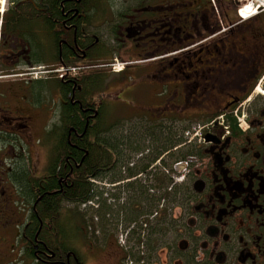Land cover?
<instances>
[{"label": "flooded vegetation", "instance_id": "obj_1", "mask_svg": "<svg viewBox=\"0 0 264 264\" xmlns=\"http://www.w3.org/2000/svg\"><path fill=\"white\" fill-rule=\"evenodd\" d=\"M229 3L0 0V264H264V12L241 22ZM63 140L84 145L61 156ZM177 155L191 170L164 228L158 186ZM83 178L88 235L50 217L81 205L49 198Z\"/></svg>", "mask_w": 264, "mask_h": 264}, {"label": "trees", "instance_id": "obj_2", "mask_svg": "<svg viewBox=\"0 0 264 264\" xmlns=\"http://www.w3.org/2000/svg\"><path fill=\"white\" fill-rule=\"evenodd\" d=\"M229 1H231V0H229ZM53 15H54V17H58L59 11L54 10ZM65 117H66L65 126L67 128H68V126L70 127L72 125V127L78 131L83 130L84 116L81 114V112L77 106H69L68 111L65 114ZM161 134H160L161 138H156V140L154 142H156V143L158 142V146L162 147V151L171 148L174 145V140H173L172 136L164 137ZM89 135L92 136V134H89ZM84 137L87 138V135L85 134ZM83 145H84L83 142L82 143L78 142L77 143V149H75V151H76L75 152L65 142V140H63L61 142V144H59L57 151H58V154L61 156L66 155V154L74 156L75 153L80 152V149L83 148ZM87 147H89V145H87ZM90 152L92 153V149L89 150V153ZM84 164L85 165L83 167L84 168L83 170L88 171V172L91 171V169H90L91 164L88 162H85ZM52 177L53 176L51 175L49 180H47L48 181L47 183L50 184L51 186H54V185H56V178L55 177L52 178ZM84 179L85 178L82 179L83 181L82 180L80 181L78 179L73 181V184L70 185V189H65L60 194H57L55 196H51V198H49V201H50V199H51V201H55V200H57V198L62 197L63 195H64L63 196L64 198L60 199L59 201L64 200L65 202H68V203H82V202L89 200L91 198V191H90L88 183H86V181ZM46 201H48L47 198L43 199L42 206H40L38 208V211L41 212L43 210V208L46 207V205H45ZM59 215L65 216V217H70V218L74 219V221L72 223H76L78 218H82L83 224H80L78 226L81 229L84 228V232L87 233V230H86V224L87 223L84 222L83 214L77 212V209L61 210V212H60L59 207L51 206L50 217H58ZM67 226H68L70 232L80 231L79 228H76V230H75L74 227L76 225L72 224L70 227V225L67 224ZM87 235H88V233H87Z\"/></svg>", "mask_w": 264, "mask_h": 264}, {"label": "rangeland", "instance_id": "obj_3", "mask_svg": "<svg viewBox=\"0 0 264 264\" xmlns=\"http://www.w3.org/2000/svg\"><path fill=\"white\" fill-rule=\"evenodd\" d=\"M224 7L227 8L226 10H228V11L231 12V11H233L236 8V5L234 4V1H233V2H230L229 4L224 5ZM72 73L75 74L76 72L75 71H72ZM177 156H173L172 158H170L168 160V162L171 163L174 160H177L178 159ZM190 170L191 169H190V167L188 165L183 166V167H180V168H177V169H174L172 167H168L167 168V171L166 172H163V174L161 175L162 178H163V182H162V184L160 186H158V187H161V189L158 190V201L160 202L159 204H162L163 205L161 207L162 210H160V211H163L164 210L165 212L163 214L166 215L167 218H168L167 219L168 222L166 221V222H164L162 224L164 228L168 225V223H169V225L173 223L174 219L170 215H171V212L174 209V205L176 203H178V202H175L176 201V198H175L176 197V194H172L173 193L172 192V189L180 186L183 183V181H184L187 173ZM147 171H149L151 174H157V172L152 171V170H147ZM108 204L114 205L115 207L122 206L121 196L119 197V199L117 201H115V202H109ZM146 206L148 208V204ZM147 208H145L146 211H147ZM113 211L116 213V215H118V213H119L118 211H120V210L116 211V209H115ZM158 211H159V209H158ZM175 212L176 211H174V213ZM112 218L113 219H116L115 216L112 217ZM112 218H110V221H112ZM89 220H90V222H92L90 218H89ZM104 228H105V231L113 229V230H116V232H123L124 233V225L123 224H120V223H115V224L113 223V225H112V223L106 224V226ZM121 236L122 235H120L118 237L117 243L123 249H125V252L126 253H129V249L126 248V242H125L126 240H124V237L123 236L121 237ZM149 237L150 236H148L145 240H148ZM142 238H144V237H142ZM161 253H162V255H164L165 254V251L162 249V252L160 251L159 254L161 255Z\"/></svg>", "mask_w": 264, "mask_h": 264}, {"label": "built area", "instance_id": "obj_4", "mask_svg": "<svg viewBox=\"0 0 264 264\" xmlns=\"http://www.w3.org/2000/svg\"><path fill=\"white\" fill-rule=\"evenodd\" d=\"M252 9L253 14L258 13L260 11L264 10V0H242L240 9H239V14L241 17H246L244 15V12L248 9Z\"/></svg>", "mask_w": 264, "mask_h": 264}, {"label": "bare ground", "instance_id": "obj_5", "mask_svg": "<svg viewBox=\"0 0 264 264\" xmlns=\"http://www.w3.org/2000/svg\"><path fill=\"white\" fill-rule=\"evenodd\" d=\"M253 13L252 9L248 8L245 12L244 15L250 16Z\"/></svg>", "mask_w": 264, "mask_h": 264}]
</instances>
